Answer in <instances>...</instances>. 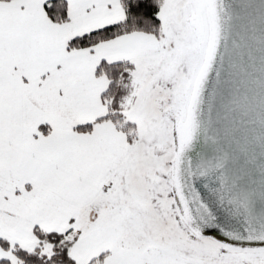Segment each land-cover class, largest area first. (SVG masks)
Wrapping results in <instances>:
<instances>
[{"label": "snow or ice", "instance_id": "6c2138e0", "mask_svg": "<svg viewBox=\"0 0 264 264\" xmlns=\"http://www.w3.org/2000/svg\"><path fill=\"white\" fill-rule=\"evenodd\" d=\"M0 264H264V0H0Z\"/></svg>", "mask_w": 264, "mask_h": 264}]
</instances>
